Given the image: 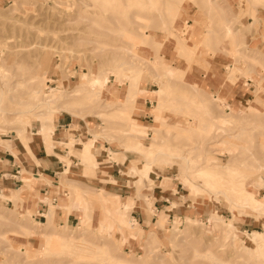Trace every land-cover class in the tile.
I'll list each match as a JSON object with an SVG mask.
<instances>
[{
    "label": "rangeland",
    "instance_id": "obj_1",
    "mask_svg": "<svg viewBox=\"0 0 264 264\" xmlns=\"http://www.w3.org/2000/svg\"><path fill=\"white\" fill-rule=\"evenodd\" d=\"M226 20L231 28L228 35L224 33ZM0 65L3 141H11L17 150L32 156L20 137H26L28 144L40 138L34 133L41 128V113L47 108L39 99L52 94V88L70 92L71 96H62L53 105L67 104L73 109L56 108L55 119L61 114L81 118L88 135L75 139L68 131L64 133L67 141L56 140L54 123L44 141L48 154L77 168L74 152L81 141L97 133L96 163L119 164V176L109 182L127 185L117 192L86 183L83 175L68 177L123 200L134 195V180L121 171L154 158L158 161L149 173L154 182L137 192L135 199L141 205L134 208L151 204L162 192L174 194L170 201L176 203L173 216L161 212V226L159 215L155 226L148 229L135 225L142 241L133 234L123 241L122 230L131 223L129 213L119 210L121 199L106 192H77L61 184L59 173V187L54 189L61 196L56 203L49 198L48 204L70 210V201L79 199L80 223L75 218L66 228H85L86 242L79 252H70L58 239L26 230L23 226L33 223L35 210L21 205L29 201L27 192H22L19 202L5 204L0 198V264H264V242L258 246L248 237L252 231L264 236V206L244 209L235 200L240 188L264 200L260 179L264 171L250 158L255 153L256 163L264 164V0H0ZM164 68L170 79L165 80L163 96L158 99L155 93H145L131 101L126 85L131 89L134 85L128 81L139 75L136 86L157 90ZM89 71L104 74L101 80L108 85L101 93L92 90L93 84L83 85ZM188 82L197 83L199 91L195 93ZM142 98L145 104L140 107ZM130 132L148 135L142 138ZM137 141H142L144 150L136 148ZM70 155L77 165L71 164ZM212 174L220 178L218 184ZM165 176L171 178L169 184L164 183ZM22 177L25 181L33 176ZM184 180L203 187L196 190ZM218 185L237 192L229 200L227 191L217 193ZM87 197L92 201L91 211ZM99 207L106 216L116 218V229L110 230L104 214L100 218L105 220H99ZM55 211L65 216L58 206ZM141 211L155 214L146 207ZM210 214L230 220L235 228L223 230L217 220L213 229L206 223ZM187 216L196 221L188 224ZM54 223V230L60 231L63 223ZM126 229L124 234L134 231Z\"/></svg>",
    "mask_w": 264,
    "mask_h": 264
},
{
    "label": "crops",
    "instance_id": "obj_2",
    "mask_svg": "<svg viewBox=\"0 0 264 264\" xmlns=\"http://www.w3.org/2000/svg\"><path fill=\"white\" fill-rule=\"evenodd\" d=\"M144 90L149 92V94L152 93V91H148L146 89ZM141 100H143V98L140 99V101L138 102L140 107H142V104H145V102L144 101L141 102ZM55 124L56 126L54 129V134L56 135L55 136L56 140L64 139L67 141L68 138L67 136L65 137L64 133H67L68 131L72 132L73 137L75 139H78L77 137L88 135L87 127L85 126L83 119L77 118V117L74 119L69 114L59 115ZM87 125L90 131L91 129L90 123H88ZM51 131L42 132L41 129L39 128L38 132L34 133V135H38L40 136V138H37L33 143H29L30 146L28 144V141H27V147H25L20 142L21 145L28 150V152H31L32 156H30V154H28L25 150L20 151V150L15 149V154H13L9 150L3 147H0V198L4 200L5 204L13 203L12 202L14 201L13 199L16 196H18V192L21 188L24 187L25 182H29L30 184H28L29 185L28 188L23 189V193L27 192L29 196V201L27 202L23 201L21 205H24V206L29 205L32 209L35 210V212L32 214L34 218L31 217V220L33 222L32 225H34L37 222L40 224L46 223L47 215L49 214V212H51L50 214L51 224L54 226H56V224L54 223V220L60 221L61 223L65 224V223H69L70 220H73L75 218L78 219V222L76 223L78 224L80 223V220L82 217V213H79L80 211L79 209L68 210L65 206L61 204L54 205L51 202L48 204L49 198H51V200L56 203L61 196L60 193L54 189V188L59 187V179L57 176L59 173H60L59 175H60L61 184L63 185L68 184L71 187H73L75 191L88 192L89 195L96 193V192H106V191H103V190L97 191L88 186H84L81 183L76 182L75 179L69 178L68 175L72 174L75 177L83 175L86 183H92L98 186H103V188H106V189L112 188L113 190L117 192L118 191L121 192V190L124 191L127 183L116 186L115 184L109 182L110 178L116 179L119 176L120 174L119 164L117 163L112 164V162H109V161L108 162L102 161L99 163L97 162L98 163L97 165L94 154H93V157H91L89 160H86V161H83V160L81 161L77 158L78 159L77 168H72L69 162L64 163V161L59 159L56 156V154H48L44 141H47L48 134ZM88 139L81 141L80 149H81L82 142L87 141ZM7 142L12 143L11 141H7ZM16 146L18 147V145H15V147ZM66 149L67 148L64 147V150H63L64 153H67ZM124 151L126 152L127 150L124 149ZM112 155H116V154L112 153ZM69 157H71V164L77 165V161L75 160L76 158H74L72 155H70ZM107 157L112 159V157L109 156V154H107ZM122 160L125 163L127 162L126 156L124 153L122 154ZM137 165H140V164L127 165L125 170L121 171L122 175H126V177H130L134 180V188H133L134 195H128L122 200V197L118 194H114L111 192H106V193H108L110 196H113V198L119 197L121 199L120 200L121 203L132 204L136 202L135 197H137L136 196L137 192H141V190L146 185V183L152 184L154 182L149 176V173L153 170V168L148 172L146 178H140V179L138 178L135 179V177H132L129 174L124 172L126 171L128 166L134 167ZM28 174H31L33 177H31V179L30 178L27 179L28 177L26 176ZM23 175H25L26 177L25 181L22 177ZM115 179H112V180L114 181ZM173 196L174 194H171L170 192H162L160 197L156 198L154 202L151 201V204L149 206L148 205L143 206V207L148 208V210L150 211L149 212L150 214L151 212L155 211V214L151 216L141 211L143 207H141V209H138V208L131 209L132 212L131 210H130L131 213L128 212L130 216V220H131V226L130 228H127V229L124 228L122 230L121 237L123 239L125 238L126 240L127 238H131L130 236L132 233L131 231L128 230L130 229V230L135 231L137 240L142 241L144 237L141 235L140 229L136 230L135 225L136 224L139 225L142 229H148L150 225L155 226V222H157V216L159 215V213L162 212L164 214L166 212H170L168 216H171V215L173 216L174 209L172 208L176 207V203L170 201L173 198ZM88 199L89 197H87V200H86L88 204L87 209L91 211L90 205L92 204V201ZM34 200H37L35 201V204H34ZM75 201L77 202V204H79L80 202L79 199ZM100 205L103 208H108V209H112L115 211L118 210V208L115 206H109V205L104 206L102 204ZM56 206H58L59 209L62 211V213L65 215L64 217L62 216L61 212L55 211ZM101 207H99L100 209L99 220H101L100 218L101 215L102 216L103 214L105 215V212L102 211ZM24 208L27 209V207H24ZM175 210L178 212L180 210V206L175 208ZM36 219H38L39 221H37ZM102 220H105V217ZM106 221H107V225L109 224V228L110 226L112 228L110 230L116 229L115 228L116 218L114 216H109ZM63 224H59V225H63ZM125 229L128 230V234H124Z\"/></svg>",
    "mask_w": 264,
    "mask_h": 264
},
{
    "label": "bare ground",
    "instance_id": "obj_3",
    "mask_svg": "<svg viewBox=\"0 0 264 264\" xmlns=\"http://www.w3.org/2000/svg\"><path fill=\"white\" fill-rule=\"evenodd\" d=\"M212 3L214 4V1ZM136 20H138V19H136ZM230 32H231V28L229 26V20H226V23L224 24V33L226 35H228ZM129 37L130 36H128V38ZM153 60L154 59H152V62H151L152 64H153ZM148 62H150V61L148 60ZM1 67L2 66L0 65V69H2ZM164 70H165V68H164ZM167 70L168 69H166L164 71V73H163V77L164 78L161 81V83L159 85V88L157 90L152 91V93H155L156 94V97L158 99H160L163 96V93L165 92V86H166L165 80L168 81V78L170 76L169 71H167ZM101 75L103 76L104 74L102 73ZM101 75H97V74L93 73L92 71H89L88 74H87L88 77H87V80H86V84H83V85L88 86L89 84H93L94 87L92 88V90L99 89V91L101 93V91L104 88H106V86L108 85V84H105L106 83L105 81H102L101 80V78H102ZM138 78H139V75H135V76H133V79L132 80L128 81L130 84H133L134 85V87H132V89L129 87V84L126 85V88L127 89H126L125 92L127 93V95L130 98H132L131 101L136 100L138 97L143 96L145 93H149V92L145 91L144 89L140 88L139 86H136L135 85V81H138ZM188 84H189V86L191 87V89L195 93L199 91V87H198V84L197 83H195V82H188ZM78 90H80V89H76V90L74 89L73 91L75 92V91H78ZM52 91H53L52 94L47 95V96H42L39 99V101L41 100L39 103L43 104L47 108L46 112H42L41 113L44 116V118L41 120V128H40L42 132H49V131H51L53 129L54 123L56 121L55 116H54V113L58 112L57 110H55L56 108H58L59 111L61 109H62L61 111H63V110L64 111H67V110L68 111H71V109H73V107H71V106H68L69 108H67L65 106L67 104H65V105L61 104L60 106L59 105H53V103H57V101L62 96H67V95L68 96H71V94H69L70 92H65L64 93V92L59 91V90H57L55 88H52ZM1 92H2V90H1ZM0 111H1V108H0ZM97 116H100V113L97 114ZM129 128H131V127H129ZM219 128H221V126H219ZM3 130H1V131H3ZM91 130L92 129H90V131ZM10 132L13 133L14 131L11 130ZM17 135H19V134L17 133ZM130 135H133V136H136V137H142L143 138V137L147 136L148 134L147 135H141V134H138V133H134V132L132 133V132H130ZM20 139H21V143L25 147H27V140H26V138L24 136H22V137H20ZM96 140H97V133H92V136L87 141L82 142L81 149L74 152V154L77 156V158L79 160L86 161V160H89L91 157H93V154H94L93 153V148H94V144L96 143ZM141 142L140 141H137V147L136 148H138L140 150H144L142 148V143ZM150 146H151V144H149L148 148H146V149H150ZM0 147H3L5 149L9 150L13 154H15V149H17L15 147V145H13V143H10V142H7V141H3L1 138H0ZM156 151H159L160 152L161 150L160 149H156ZM71 152H73V151L71 150ZM250 155H251L250 158L253 159V163L255 162L254 163L255 167L259 171H262V170L264 171V164L262 162H257L256 163V161L258 160V156H256L255 153H250ZM262 156H264V153L262 154ZM156 161H158V160H156V159L153 158V161L152 160H149L148 162L141 163L140 165H137V166H134V167L133 166H129V167H127L126 171H124V172L127 173V174H129L132 177H135V178L137 176H139V175H142V176H146L147 177L148 172L151 170V165L154 162H156ZM225 168L228 169L229 166H226ZM211 176H216V174H212ZM61 178H63V177H61ZM178 178L183 181V178L181 177L180 174H179ZM164 179H165L164 180V183H168V182H170V179L171 178L168 177V176H165ZM216 179H217L216 183L218 184V182L220 181V178L218 176H216ZM260 179L263 181V184H264V177L263 178L261 177ZM185 182H190V181H185ZM190 184L196 190H198V189H200V188L203 187V185H201L199 183H196L194 181H191ZM209 186H211V185H209ZM214 191L216 192V190H214ZM225 191L228 192L226 194L228 195L229 200L232 199L231 194L237 192L235 190V188H233V187L225 188L222 185H220V186L218 185L217 193H224ZM22 192H23L22 189H20L19 192H18V196H16L13 199L14 200V203L15 202H19L23 198ZM138 196H143V195L140 194ZM239 196L240 197L235 196V200L237 202H240L242 205H244V209L245 208H258V207H263L264 206V200L257 198L255 194H253L251 192H248V191H246V190H244L242 188H240V195ZM4 199H5V197H4ZM147 200L148 199L145 198V201H147ZM146 204L149 206L150 205V202H147ZM139 205H141V204H139L137 202H134L132 204H130V203H123L119 207V210L123 214H128V212L132 208L138 207ZM69 209L70 210H73V209H79L80 210V207H79V204H77V202L72 199L70 201V203H69ZM50 214H51V212H49V214L47 215V221H46V223L40 224V223L37 222L34 225L31 224V225L23 226V227H25L26 230H33L34 232H36V233L40 234L41 236H43L45 239H52V238L58 239L60 241V244L63 247H68L69 248V251L70 252H72V251L79 252V250L81 248V245L84 242H86V239L84 238V235H85V232H86L85 230L86 229L83 228L82 226H77L76 228L72 229L71 231H67L66 223H65L63 225H59L60 231L56 232L54 230V227L55 226L51 224ZM84 215L86 217L90 218V214L89 213H85ZM162 218H163V214L160 213L159 214V217H158V220L160 222L159 223V226L162 225ZM185 219H186L187 223L190 224V225H192L196 221L195 219H193L191 217H188V216ZM217 220H219L220 222L223 223L222 224V225H224L223 226L224 227L223 230L230 231L231 229L235 228L234 225L232 224V222L230 220H225L224 221V220L220 219L219 217H217V215H215V214H210L208 216L207 220H206V223H208L209 225H211L212 228L214 229V228H216L218 226ZM130 223H131V220H130ZM74 234H75V236H74ZM132 234H133L134 237H137L135 232H133ZM76 235H78V237H76ZM233 236H234V238H238L234 234H233ZM248 237L250 238L251 241H253L254 243H256L258 246H260V244H261L260 242L261 241L264 242V236L260 232H258V231H252L248 235ZM123 241H126V239L124 238ZM242 242H243V246H244V241H242ZM114 260L117 261V259H114ZM217 264H219V262ZM220 264H221V262H220Z\"/></svg>",
    "mask_w": 264,
    "mask_h": 264
},
{
    "label": "built area",
    "instance_id": "obj_4",
    "mask_svg": "<svg viewBox=\"0 0 264 264\" xmlns=\"http://www.w3.org/2000/svg\"><path fill=\"white\" fill-rule=\"evenodd\" d=\"M149 104L151 105V102H149Z\"/></svg>",
    "mask_w": 264,
    "mask_h": 264
}]
</instances>
